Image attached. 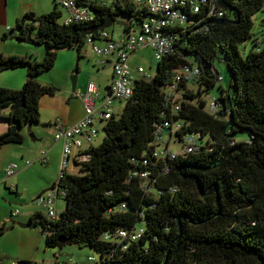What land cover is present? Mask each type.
<instances>
[{
  "label": "trees",
  "instance_id": "obj_1",
  "mask_svg": "<svg viewBox=\"0 0 264 264\" xmlns=\"http://www.w3.org/2000/svg\"><path fill=\"white\" fill-rule=\"evenodd\" d=\"M225 1L232 10L213 9L222 16L209 15L201 6L188 16L191 24L170 29L176 35L173 52L156 62L153 77L134 81L119 117L112 115L102 127L100 144L86 151L76 173L55 183L63 191V210L56 220L36 214L29 224L40 228L45 249L87 248L97 255L94 264H264V45L259 48L253 39L256 48L243 57L238 49L252 39L251 17L264 0ZM89 7L94 13L89 23L60 24L55 5L46 14L28 12L15 21V39L45 50L39 61L0 54V73L26 71L19 89L0 87V121L8 125L0 147L20 143L18 130L38 122L40 97L56 92L36 78L53 67L58 50L72 49L79 60L92 26L107 19L112 24L118 16L140 23L147 16L126 0L109 5L96 0ZM138 24L128 21L123 32ZM218 57L230 79L227 89L218 85L217 108L210 112L201 94L221 82ZM183 66L197 67L198 75H181ZM176 91L182 92L181 100ZM168 94L179 104L176 114L165 104ZM164 121L180 123L175 143L186 134L197 135L198 150L155 158L153 134ZM12 126L17 130L9 136ZM240 131L249 133L248 141L235 140ZM139 228L135 240L113 236ZM105 234L112 238L104 240Z\"/></svg>",
  "mask_w": 264,
  "mask_h": 264
},
{
  "label": "crops",
  "instance_id": "obj_2",
  "mask_svg": "<svg viewBox=\"0 0 264 264\" xmlns=\"http://www.w3.org/2000/svg\"><path fill=\"white\" fill-rule=\"evenodd\" d=\"M53 8L54 0H0V54L3 56H23L36 61L41 60L45 50L43 46L15 39L17 32L14 30V23L25 13L32 12L39 16L50 12ZM123 33L122 31L118 38H121ZM41 47L42 50H40ZM61 51H57L52 69L36 78L39 84L52 85L57 89L52 96L43 95L40 97L38 122L18 130L23 138L20 143H8L0 147V228L3 227L0 233V264H24V262L46 264L47 261L44 236L38 226L29 225L33 216L39 214L38 211L30 203L25 204L21 211L13 209V204L22 202L23 196H29L31 200L34 198L38 201L42 193L57 182L60 144L53 142L51 123L55 119H59L65 126H69L83 116L81 100L74 94L76 92L84 93L89 83L86 86L79 83L78 75H75L74 91H69L66 78L72 73V69L67 60L63 59L64 56ZM133 54L127 60L131 69L138 67H133L129 63ZM94 60L91 62V67L95 69L91 76L93 78L91 84L96 87L100 95H104L108 92L112 79L110 60L107 59L103 65H99V57H95ZM25 76L24 68L3 71L0 73V87L17 90L22 86ZM60 92L63 94L62 96H60ZM118 103L120 102L116 101L112 106ZM8 111L2 113L7 115ZM98 125L102 129L103 125ZM7 129V123L0 121V134L5 133ZM90 147H95L93 142L90 145H84L83 149L88 150ZM42 150L46 152L48 157L47 163L43 165L38 162L39 153ZM8 164H14L16 171L13 176L6 180L4 169ZM77 170V165L71 163L67 173L73 174ZM9 182L15 185L14 192L7 190L6 185ZM59 198L55 201V208ZM36 205L44 208L39 201ZM13 210H17L18 213L11 217L10 213ZM56 211L60 212L57 208Z\"/></svg>",
  "mask_w": 264,
  "mask_h": 264
},
{
  "label": "built area",
  "instance_id": "obj_3",
  "mask_svg": "<svg viewBox=\"0 0 264 264\" xmlns=\"http://www.w3.org/2000/svg\"><path fill=\"white\" fill-rule=\"evenodd\" d=\"M96 0H54V5L60 14V24H79L89 23L94 19V13L90 9ZM133 4L136 9H144L147 16L137 25L136 28L124 32L121 38H113L106 29L98 30L95 35L87 33L82 42L81 49L88 47L90 51L99 57V65L106 63L109 59L111 64L112 79L108 92L100 95L96 87L89 83L84 93L76 92L74 96L81 100L83 106V116L72 125L65 126L59 119H55L51 126L53 128V142L60 144V163L58 180L67 173L71 163H75L77 168L81 162L86 160V151L84 145H90L98 135V124L105 123L111 118L112 104L114 102H125L132 96V88L135 80L149 79L150 76L141 67L131 69L127 60L132 53L140 49H149L156 62L163 56L173 52V45L176 35L170 32L172 28H180L191 24L189 15L196 14L201 6L208 7L209 15L222 16L221 11L214 13L216 8L215 0H126ZM199 71L197 67L183 66L180 74L183 76L196 77ZM221 80V77L218 78ZM170 94L173 93V87H170ZM168 94L166 103L170 104L171 112L176 114L179 104L174 97ZM210 112L215 111L217 102L215 97L210 98L208 102ZM180 129L178 121H164L156 126L153 134V145L155 146L152 155L155 158L163 159L165 157L185 156L193 154L198 150L197 135L186 134L178 143H175L174 134ZM170 144H179L177 153L169 149ZM48 161L44 150L40 151L38 162L43 165ZM28 164V162H25ZM16 171L14 164H8L4 169V178L8 180ZM70 174V173H69ZM145 178L146 173L139 175ZM57 180V181H58ZM54 184L47 189L39 198L40 204L45 209V217L50 220H56L59 212L56 211L55 201L63 196V191ZM6 188L9 192L15 191V185L7 183ZM123 208V205L121 206ZM17 210H13L10 215H17ZM142 229L139 228L133 233H126L117 230L113 233L115 238L129 237L131 240L139 238ZM111 236L104 235V240L111 239ZM122 248H125L123 245ZM89 261H95L93 257H88Z\"/></svg>",
  "mask_w": 264,
  "mask_h": 264
},
{
  "label": "rangeland",
  "instance_id": "obj_4",
  "mask_svg": "<svg viewBox=\"0 0 264 264\" xmlns=\"http://www.w3.org/2000/svg\"><path fill=\"white\" fill-rule=\"evenodd\" d=\"M107 5L110 4L111 0H99ZM123 4L122 1H120ZM252 39L247 40L244 43L240 44L238 49L241 56H245V54L249 51L250 48L254 47L253 39L256 40L258 47H262L264 45V7L261 8L260 11L256 12L252 17ZM131 21L133 24H138L139 22L134 18H128L123 16H118L115 18V21L106 28V31L113 37L118 38L123 31V24L128 23ZM60 22V18L58 20ZM135 28V27H134ZM44 48V47H43ZM42 50V47L40 48ZM82 58L77 62V53L72 49L62 50L61 54H63V59L67 60V63L71 66L72 73L68 75L66 78V82L69 84V91L71 90V83H70V76L71 75H78V82L83 83L85 86L88 83H91L93 78L91 77L94 73L95 69L91 67V62L95 61L94 58L98 56L93 54L88 47H85L81 50ZM130 65L133 67L140 66L144 72L148 74V76L153 77L156 71V61L152 56V52L149 49H140L136 51L129 60ZM77 66V72H74V68ZM215 67L218 70L219 76L222 78V81L219 84H216L214 87L210 88L209 91L204 92L201 94L202 99L206 102V106L204 107L205 110L208 109V102L211 97H217L219 95L218 85L223 88H228V83L230 79L229 70L226 64L223 62L221 57L216 58L215 60ZM52 69V68H51ZM50 71V70H49ZM77 73V74H76ZM225 75V77H224ZM225 78V80H224ZM65 81V80H64ZM62 82L60 78V83ZM76 87V86H75ZM187 88L191 89L193 92L195 91V87L188 85ZM63 94L60 92V96ZM175 98L181 100L182 99V92H175ZM62 102V99L60 98ZM195 103V101H193ZM124 106V102H120L116 105H113L111 111L114 114V117H119L122 108ZM8 110V108H4L3 112ZM104 137L103 130L98 125V136L93 141V145L97 146L100 144ZM235 140L237 141H248L249 140V133L247 131H240L239 133L235 134ZM180 145L179 144H170L169 149H171L174 153L179 151ZM15 196V195H13ZM18 197V196H16ZM22 202H15L13 204V209L23 210V206L25 204H33L35 209L38 211L39 214L44 216L45 209L36 205L38 202L34 198L31 200L29 196H23ZM16 199V198H15ZM64 200L59 198L56 203V208L59 211L63 210L64 207ZM88 257H93L95 260L97 259V255L87 249V248H78L74 245H64L60 248L55 249H47L46 251V264H94V261H89Z\"/></svg>",
  "mask_w": 264,
  "mask_h": 264
},
{
  "label": "water",
  "instance_id": "obj_5",
  "mask_svg": "<svg viewBox=\"0 0 264 264\" xmlns=\"http://www.w3.org/2000/svg\"><path fill=\"white\" fill-rule=\"evenodd\" d=\"M215 3H216V6L218 8H221V9H224V10H232L225 0H215ZM110 25H111V22L107 19L102 24L97 25V26H92L91 28H89L88 32L93 34V35H95L98 30L106 29ZM70 83H71V90L74 91L75 75H71L70 76ZM20 104H21V101H18V102L15 103L14 107H17ZM16 130H17V127L16 126H12L10 128V132H9L8 135L9 136H13L15 134Z\"/></svg>",
  "mask_w": 264,
  "mask_h": 264
}]
</instances>
